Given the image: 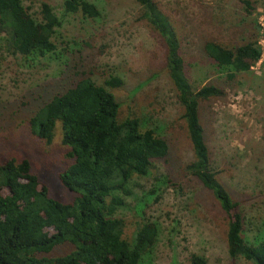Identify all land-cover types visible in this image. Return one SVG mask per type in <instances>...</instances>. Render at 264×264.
I'll list each match as a JSON object with an SVG mask.
<instances>
[{
	"label": "rangeland",
	"instance_id": "374dc122",
	"mask_svg": "<svg viewBox=\"0 0 264 264\" xmlns=\"http://www.w3.org/2000/svg\"><path fill=\"white\" fill-rule=\"evenodd\" d=\"M90 1L101 11L97 18L64 13V0H23L39 20L43 2L61 19L52 36L57 48L47 55L15 53L6 32L0 33V161L10 156L29 159L52 197L73 201L77 194L58 179L72 161L60 125L49 144L33 131L31 120L55 95L90 77L115 93L121 117L137 112L142 126L156 129L170 145L166 160L155 161L149 174L131 179L126 204L116 213L126 223L127 239L139 224L156 223L158 239L144 264H190L196 252L209 264H253L230 255L227 216L189 169L193 146L168 71L164 39L137 0ZM155 1L177 30L193 86L211 83L225 91L201 102V120L213 169L241 202L245 238L256 242L264 237V57L230 79L205 45L214 41L234 47L258 38L264 48V0H250L252 14L244 0ZM256 20L262 27L259 36ZM112 76L122 78L123 84L108 86ZM73 248L65 243L51 255Z\"/></svg>",
	"mask_w": 264,
	"mask_h": 264
},
{
	"label": "trees",
	"instance_id": "16d2710c",
	"mask_svg": "<svg viewBox=\"0 0 264 264\" xmlns=\"http://www.w3.org/2000/svg\"><path fill=\"white\" fill-rule=\"evenodd\" d=\"M137 1L164 39L168 71L193 146L189 169L213 192L227 216L229 253L233 258L264 264V237L256 242L245 238L241 202L213 169L201 120V102L225 91L211 83L193 86L170 17L155 0ZM244 2L252 14L251 1ZM63 9L66 14L80 13L85 18L101 15L96 2L90 0H64ZM39 14L41 20L23 0H0V33L6 32L13 52L36 57L56 50L52 36L61 19L48 2L42 3ZM255 23L259 36L262 27L257 20ZM205 49L230 79L249 71L263 55L258 38L234 47L210 41ZM106 84L118 87L123 79L112 76ZM120 111L121 104L111 89L83 77L55 95L32 118L33 131L49 144L60 125L72 161L58 179L77 196L69 202L52 197L27 158L10 156L0 161V264H144L158 239L156 223L139 224L127 239L126 223L116 213L126 204L131 179L149 174L155 161L166 160L170 145L156 129L144 128L137 112L121 117ZM65 243L74 248L51 255ZM190 264L209 263L196 252L190 255Z\"/></svg>",
	"mask_w": 264,
	"mask_h": 264
},
{
	"label": "built area",
	"instance_id": "2783aa9c",
	"mask_svg": "<svg viewBox=\"0 0 264 264\" xmlns=\"http://www.w3.org/2000/svg\"><path fill=\"white\" fill-rule=\"evenodd\" d=\"M261 42V41H260ZM262 43H264V40L262 41ZM263 49V55H262V57H264V48H262ZM261 60V59H260Z\"/></svg>",
	"mask_w": 264,
	"mask_h": 264
}]
</instances>
